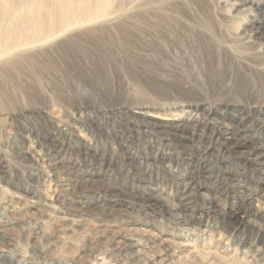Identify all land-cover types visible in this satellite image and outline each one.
<instances>
[{
	"label": "rangeland",
	"instance_id": "1",
	"mask_svg": "<svg viewBox=\"0 0 264 264\" xmlns=\"http://www.w3.org/2000/svg\"><path fill=\"white\" fill-rule=\"evenodd\" d=\"M103 6L113 16L90 25L123 31L116 60L46 61L40 79L2 86L0 264H264V199L249 200L264 186L259 168L207 135L175 145L135 115L202 128L244 108L263 136L264 0Z\"/></svg>",
	"mask_w": 264,
	"mask_h": 264
},
{
	"label": "bare ground",
	"instance_id": "2",
	"mask_svg": "<svg viewBox=\"0 0 264 264\" xmlns=\"http://www.w3.org/2000/svg\"><path fill=\"white\" fill-rule=\"evenodd\" d=\"M106 3L107 0H0V5L7 7H31L23 14L0 11V57L3 58L2 66L12 67V70H5L0 66V100L7 96L3 84L16 86L27 73L39 78L37 68L45 66L46 61L49 62L46 66L51 65L55 69L61 65L86 64L87 67L98 61L108 63L116 60V47L120 45L115 41L120 40L123 31L118 34L104 25H90L92 20L110 15L109 8L103 6ZM91 14L96 18L91 19ZM161 22L164 23L162 19ZM83 26L86 28L79 31L72 29ZM255 34L264 42V19L259 21ZM83 35L88 37L82 38ZM120 44H125V41ZM34 48H40V51L35 53ZM49 52L57 58H44ZM195 110L211 114L204 105ZM254 113L264 118V108ZM247 114L244 108L233 109L230 115L215 112L212 118L215 125L199 128L177 115L162 116L150 111L135 113L142 118V124L165 135L175 145L197 147L204 135L220 140L222 149L244 156L247 162L259 168L264 180V132L263 136L254 133L255 127L247 122ZM136 116L132 117L136 119ZM263 199L264 186H261V191L251 195L249 200L251 204L258 205ZM236 217L238 213L233 214V218Z\"/></svg>",
	"mask_w": 264,
	"mask_h": 264
}]
</instances>
